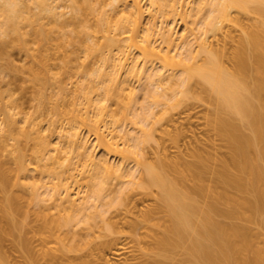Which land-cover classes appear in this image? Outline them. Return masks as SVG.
<instances>
[{
    "label": "bare ground",
    "instance_id": "1",
    "mask_svg": "<svg viewBox=\"0 0 264 264\" xmlns=\"http://www.w3.org/2000/svg\"><path fill=\"white\" fill-rule=\"evenodd\" d=\"M22 1L3 0L0 5V13L6 16L5 22L0 21V35L16 33L0 40V264H10L3 250L10 232H19L16 244L24 258L17 264H264V0H195L188 16H196L205 6L210 8L200 23L202 29L198 28L201 34L179 43L172 27H161L167 47L152 38L156 27L143 26V0H131V7L120 11L116 26L126 33L124 43L114 35H108L105 43L94 42L95 33H85L79 21L73 27L75 34L63 32L57 42L64 47L81 39L86 60L100 52L97 62L89 67L82 63L75 72L86 110L76 107V99L66 103L65 83L72 74L63 77L62 70L51 71L55 25L48 26L43 19L48 14L57 24L64 14L57 9L61 5L35 0L41 12L33 13ZM73 1L75 16L83 12L95 15V31H110L111 16L97 5L98 0ZM180 1L153 0L168 7L163 12L167 18L176 12ZM241 11L251 13L252 18L243 20ZM10 48L23 53L21 64L10 57ZM225 56L230 65L225 64ZM155 59L161 61L160 69L148 66ZM167 66L182 69L178 83L175 81L179 88L169 95L166 88L162 93L158 90L173 81L174 74H165ZM64 68L67 71L69 67ZM24 72L23 81L39 83L38 106L51 103L55 112L73 119L69 130L60 127L57 141L43 133L42 114L36 112L39 107L27 110L13 94L12 83ZM88 73L94 75L92 83L96 84L85 87L81 83ZM132 77L154 86L149 88V96H163L164 103L176 100L172 108L186 101L193 91L192 80L200 79L205 89L215 94L210 122L226 153L216 143L211 149L191 147L174 155L161 147L157 158L149 160L145 143L154 134L150 132L154 125L147 122L150 110L135 121L140 123L137 130L141 134L117 132L105 118L116 120L107 101L114 97L122 105L126 83ZM48 83H54V91L48 92ZM100 88L105 95L102 99L94 94ZM136 115L138 119L140 114ZM80 124L94 131L105 154L122 152L119 140H130L128 146L123 143L124 151L136 158V168L124 169L122 163L111 162L105 154L97 156L82 136ZM181 137L174 135L177 140ZM31 139L36 140L35 156L44 161L39 180H31L35 178L31 173L38 170L27 158L26 144ZM9 145L13 147V162L7 166L2 156ZM72 151L78 162L70 158ZM78 164L81 172H88L85 176L92 189L80 203L69 196L72 184L79 183L73 173ZM137 174L140 178L131 180L130 185L140 189L130 193L125 192L128 186L118 189V196L105 201L119 205L108 215V209H101L98 203L108 195L104 192L108 179L114 176L124 181V177ZM53 199L57 202L47 205ZM19 213L24 219L17 217ZM97 217L104 222L102 226L95 221ZM89 219L100 226L98 234L90 226L85 232L73 229L76 223ZM246 221H254L256 228ZM30 232L40 248L34 245ZM53 242L59 246L54 248Z\"/></svg>",
    "mask_w": 264,
    "mask_h": 264
},
{
    "label": "rangeland",
    "instance_id": "2",
    "mask_svg": "<svg viewBox=\"0 0 264 264\" xmlns=\"http://www.w3.org/2000/svg\"><path fill=\"white\" fill-rule=\"evenodd\" d=\"M23 1L25 3L27 2L26 4L29 5V9L31 6V10L33 13H37V12L39 13L40 9L39 7L36 6L37 4L35 0H23ZM50 1L54 4L61 5V7L59 6V8L57 9L58 11L64 12V14L60 17V20L57 22V24L55 23L54 18L42 12L43 14H45L43 20L48 23V26L55 25V28H54L55 30L52 33L53 34L52 36L53 40L51 44L52 48L50 50L51 60H52V63H51L52 70L51 71L52 73H55L57 71L62 70L63 77H68L69 74H72L71 80L70 81L68 80V83H65L66 93H67L66 103L69 104L76 99L77 100L76 107L86 110L83 91L79 87L80 83L76 82L78 79V76L76 75L75 72L78 70V67L82 65V63H85L86 67H89L94 62H97L100 58L99 57L100 52L96 51L92 53L90 57L86 60L85 59L86 51L84 49V46L81 43L82 42L81 39L80 41H76L72 43L67 42L66 45L62 47V46H59L57 42L58 38L62 35L63 32H68V33L72 32L73 34H75L73 27L76 25V23L80 21L81 25L84 27L85 33L87 34L92 33V32L95 33V36L93 37L94 42L105 43L108 35H114L115 37L121 39V41L124 43V37L126 33L124 30L117 28L116 22L120 14V11H122L123 8H126V9L130 8L132 5V1L123 0V1L117 2L114 0H98L97 5L101 7L102 9L106 10L111 16V23H110L111 29L109 32L95 31L97 23H98L97 17L95 15H90L86 12H83V13H80L78 17L75 16L76 9H75V2L73 0H50ZM1 2H3V0H0V5H1ZM142 4H143V7L146 9V12L142 19L143 26L156 27L157 31L152 35V38L154 39V41H156L157 44H161L164 47H167L168 44L163 39V36L161 34V31L163 29L161 27H172V31L174 32V36L176 37V41L179 43L182 42L183 40L191 39L194 35H196L195 33L201 34L202 31H200L198 28L201 26L203 22L202 20H205L206 16L209 14V9H210L209 5L205 6L202 9V11H200V13H198L196 16L190 17L188 15H191L193 13V10L191 11V8L195 6L196 4L195 0H181L180 3L176 5L177 6L176 12L172 13L167 18L163 16V12H166L168 9V7H166L165 5H161L158 2L155 3L153 2V0H143ZM235 12H236V9H235ZM239 16L245 21H249L250 16L252 18L251 13L248 14L245 11L243 12L241 11ZM5 20H6V16L0 13V21L5 22ZM162 20L164 21L163 25L165 26L162 25L163 23ZM24 21H26V19H24ZM198 23L199 24L201 23V24L199 25ZM26 28H31V25H27ZM11 33L12 34L10 35L11 36L13 35L12 37L16 35V33L12 31ZM182 35H185V37H182ZM11 36L0 35V40L8 39V37H11ZM31 43L34 46L37 45L34 42H31ZM10 49H11L10 57H13L15 62L21 64L24 61L23 53H21L16 48H10ZM133 53L137 55L139 54V50L135 48ZM202 56H204V54L200 55L198 59L200 60V57L202 58ZM223 59L226 62L225 64L227 65L231 64V60L230 58L228 59L227 56L223 57ZM66 66H68L69 68L67 71H64L65 69L64 67ZM148 66L153 69L154 68L160 69V67L162 66V63L159 59L158 60L155 59V61H152V63H148ZM165 74L169 76L170 74L171 75L174 74V76H172L173 81H171V84L168 83L169 85L166 84V86H164L163 84L162 87H159L161 89L158 88V90H160V92L162 93L163 90L166 88L164 92L168 91L167 93L169 95V93L173 92L174 88H177V89L179 88L178 87L179 85H177L176 82L178 83V80L182 74V69H179V67L167 66ZM21 75H27V72L20 73L19 81L17 80L16 83H12L13 94L17 96L20 101L23 102L27 110L33 111L39 107L38 109H36V112L38 114H42L41 116L43 118V121H42L41 128L43 130V133L48 134L49 137L52 138V140L57 141L58 140V130L60 129V127L62 126L63 129L69 130L72 126L73 119L69 117V115L64 116L62 113L55 112L51 103H43L41 106H38L37 105L38 104L37 91H38L39 83H34L33 81H28V80L23 81L22 80L23 77H21ZM83 78H84L83 83L81 84H83L85 87L96 84V83H92L94 79L93 74L88 73L84 75ZM48 84H49L48 92L54 91L53 90L54 83H48ZM126 84H127V90H126V95H124L125 97H123L124 103L122 105L114 97L108 99L107 101V104L109 105V107L112 109L113 113L116 116V120H110V118L106 116L105 118H107L106 120H108L109 122L108 123L109 127L110 128L112 127L111 129H114L115 131L118 130L122 132L125 130L127 131L131 130L130 132L132 133L141 134V130H137L140 128L138 126L140 123H137L138 124L137 125L135 121H140L141 117L143 119L145 117V113L146 112L148 113V110H150L151 114L149 111L150 118L147 116L148 117L147 122L149 123V121L151 120L150 125L152 126L154 125V127L151 128V131L149 130L151 133L153 132L154 134L152 133L153 137L151 136L152 137L151 140L149 139L145 143V148H146L145 151L148 155L147 158L149 160L154 161L155 158H157V156L160 153L159 151L163 150V148L161 149V147H166L168 151L171 153V155H174L178 152L179 149H182L183 152L186 153L188 149H193V148L198 149V147L199 148L208 147L209 149L210 147L212 148V145L216 143L220 151H223V152L225 151L226 148L221 147L222 141L217 136L210 122V119L213 116L214 111H215V104H214L215 94L212 91L205 89L206 86L204 87V84L202 83L200 79L194 78V80H192L191 85L193 87V91L189 93V96L185 102L180 104L179 107H174V108L170 106H171V103L175 102L176 100L175 101L169 100V103H164L163 96H160L159 99L153 98L151 96L152 94L149 96L150 94L149 92H151L149 91V88L152 89L154 86L149 85V82H147L146 80L144 79L139 80L138 77H132ZM130 91L132 93L131 96L129 95ZM94 94L100 99L105 97L102 88L98 89ZM123 105L125 106L126 109L123 107ZM70 107H72L71 104H70ZM90 110H92V107H90ZM134 113H136L137 115L140 114L138 116L139 120L137 119V117H135L136 114L134 115ZM80 131L82 133V136H85L88 139V145L94 148L93 150L94 153L97 156H101V155L103 156L105 154L104 152L105 149L99 144V140L97 138V135L94 133V131L86 124H80ZM175 133L181 134L182 137L179 140L175 139L174 138ZM119 141H120L119 147H121L122 152L119 151L120 153L119 152L107 153L106 151V154H105L107 155L106 157H109L108 159L115 164L122 163V165H124L123 166L124 169L125 167L129 170L130 169L132 170V168L135 169L138 163L136 158L132 155L129 156L130 154L129 155L127 154L128 153L127 150H125L127 152L124 153L125 152L124 149L126 148L125 146H128V143L131 141L127 140V138L121 139ZM123 143L125 144V146ZM35 144H36L35 139H31L26 144V153H27V158L29 159L28 161H32V165L38 166V170H35L31 173L35 177V178H32L31 180H34V179L39 180L42 176L41 170L44 167V161L37 158L35 156V153L33 152L35 149ZM12 148L13 147L9 145L8 149L3 151L2 157L6 161L7 166L11 165L13 162L11 158V154H10V149ZM125 154H127L128 156L127 155L124 156ZM75 155L76 153L72 151L70 154V158H74ZM74 160L78 162L77 158H74ZM67 161L69 162L71 160L68 159ZM78 166H79L78 169H75L73 173L79 183L72 184L70 192H69V196L77 199V202L80 203L85 200L84 197H86L87 199V196H89V194H92V189L89 187L87 176H85L86 174H88V172H84V173L81 172L80 168L82 166L80 164H78ZM139 178H140V174H137L135 176H131V175L126 176L124 177V181H122L118 177H114V176L110 177L108 179L109 182L105 184V189H104V192L106 193V195L107 194L108 195L107 197L106 196L104 197L103 201L102 199H101V202L98 201L101 209L107 208L109 211L107 213L108 215H110L111 211L112 213L113 211L115 212L116 211L115 209H117L119 205L116 204V206L115 205L111 206V204H107L106 202L109 199H111V197L114 198L115 196H118L117 190L124 186H128L125 189V192L127 193L137 191L135 189L139 187H136V184H133V187H132V185H130L131 184L130 181L134 179L138 180ZM62 195L64 197H68V194L66 192H63ZM90 200L91 199H89L87 204L90 202ZM114 201H116V199ZM54 202H57V200H54V199L48 200L46 203L47 205L52 206ZM25 203H26V200H25ZM112 204H115V202H113ZM29 208L32 210V207H29ZM92 210H95V209H92ZM87 211L88 210H84L83 212H87ZM52 212L56 213L57 210L55 208H52ZM22 214L23 213L21 214L19 213L17 217L19 216L18 217L19 219H24V215ZM80 216L81 214H79V217ZM102 216H99V217H101L102 219ZM78 218L77 220H79ZM82 218H83V215H82ZM101 219L97 217V219L95 220L96 222H98L100 226H102L101 224L103 222ZM95 221H93L92 219H89L87 222H84V221L78 222L76 223L77 225H74L73 229L81 230L82 228V230H84L85 232V230H88V227L90 226L89 229L92 228L93 232L98 234L97 232L99 231L100 226L97 223H95L96 226L94 223L91 224L92 222H95ZM246 222L248 223V225L253 226L252 228L255 227L254 221L253 222L246 221ZM31 223L35 224V222H31ZM256 226H258L257 223H256ZM14 233L13 232L12 233L10 232L9 234L7 233V236H5L6 238L3 242V250L5 249V252L7 253L6 255H8V259L10 260V264H17L20 261H23V258H24L22 256L21 248L19 249L18 244H16L19 239V236H17L19 232L16 235ZM23 233L25 234V232H22V234ZM28 235L32 237L34 245L37 248H40V245L38 244L39 241L38 242L36 241L33 234L30 232L28 233ZM90 237L92 238V236ZM53 243L51 244L52 246H54V248L59 246V243L58 245L56 242H53ZM123 256L121 255V257ZM121 257H118V258H121Z\"/></svg>",
    "mask_w": 264,
    "mask_h": 264
}]
</instances>
